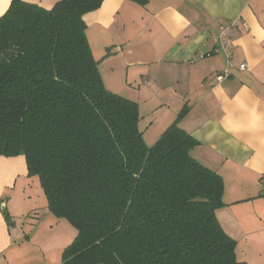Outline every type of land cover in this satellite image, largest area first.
<instances>
[{
  "label": "trees",
  "instance_id": "trees-1",
  "mask_svg": "<svg viewBox=\"0 0 264 264\" xmlns=\"http://www.w3.org/2000/svg\"><path fill=\"white\" fill-rule=\"evenodd\" d=\"M102 2L11 0L0 17V155H24L77 229L61 264H249L216 215L224 179L178 124L188 108L149 146L138 103L104 84L84 21Z\"/></svg>",
  "mask_w": 264,
  "mask_h": 264
},
{
  "label": "crops",
  "instance_id": "crops-1",
  "mask_svg": "<svg viewBox=\"0 0 264 264\" xmlns=\"http://www.w3.org/2000/svg\"><path fill=\"white\" fill-rule=\"evenodd\" d=\"M10 4L0 0V17ZM232 20L234 66L218 82L219 34ZM84 21L104 84L138 103L150 146L188 108L178 124L198 141L192 155L224 179L218 220L240 260L264 264V0H103ZM36 177L24 155H0V264L62 263L68 239L58 230L68 225L42 187L32 190ZM39 205L50 210L44 221L29 214Z\"/></svg>",
  "mask_w": 264,
  "mask_h": 264
},
{
  "label": "built area",
  "instance_id": "built-area-1",
  "mask_svg": "<svg viewBox=\"0 0 264 264\" xmlns=\"http://www.w3.org/2000/svg\"><path fill=\"white\" fill-rule=\"evenodd\" d=\"M237 25V20L229 21L226 25H224L220 31L219 39H220V50L226 54L227 57V65L224 69L217 72L215 75V79L218 82H223L225 79L229 78L232 74L231 68L234 66V63L231 59V50L234 42V29ZM241 70L248 71L249 67L247 63L243 62L239 65Z\"/></svg>",
  "mask_w": 264,
  "mask_h": 264
},
{
  "label": "rangeland",
  "instance_id": "rangeland-1",
  "mask_svg": "<svg viewBox=\"0 0 264 264\" xmlns=\"http://www.w3.org/2000/svg\"><path fill=\"white\" fill-rule=\"evenodd\" d=\"M146 143L149 145V141L146 139ZM150 146V145H149ZM35 184L32 185V190L36 191L37 189H40L39 191H42L41 190V186L39 184V179L36 177L35 178ZM40 204V199L37 200ZM49 212L50 210L47 208V207H43L42 205H39V207H37L36 209H34L33 211H30L29 214L32 215V217L35 215L34 212H38V214H41V221H44L45 220V213ZM40 221V222H41ZM63 221L64 223H66L68 226L67 228H65L64 226H62L61 228H59L58 231H60L62 229V233L61 235L65 236L67 235V239H68V245L73 242V240L75 239L76 235H77V229L72 225L70 224V222L66 219V218H63ZM39 224V223H38ZM39 229H43V227L41 228V226L39 225L38 226V230ZM67 245V246H68ZM54 246V245H53ZM53 251H55V246L53 247Z\"/></svg>",
  "mask_w": 264,
  "mask_h": 264
},
{
  "label": "water",
  "instance_id": "water-1",
  "mask_svg": "<svg viewBox=\"0 0 264 264\" xmlns=\"http://www.w3.org/2000/svg\"><path fill=\"white\" fill-rule=\"evenodd\" d=\"M2 211L5 213V212L7 211L6 207H4V208L2 209Z\"/></svg>",
  "mask_w": 264,
  "mask_h": 264
}]
</instances>
